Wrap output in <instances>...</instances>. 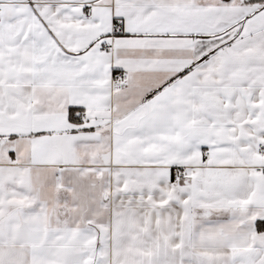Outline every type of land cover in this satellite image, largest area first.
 <instances>
[{
    "label": "snow or ice",
    "instance_id": "6c2138e0",
    "mask_svg": "<svg viewBox=\"0 0 264 264\" xmlns=\"http://www.w3.org/2000/svg\"><path fill=\"white\" fill-rule=\"evenodd\" d=\"M0 264H264V0H0Z\"/></svg>",
    "mask_w": 264,
    "mask_h": 264
}]
</instances>
